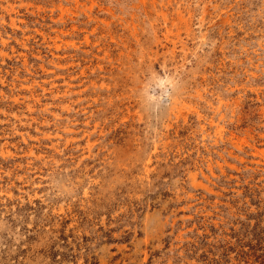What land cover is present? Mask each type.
<instances>
[{
  "label": "rangeland",
  "instance_id": "rangeland-1",
  "mask_svg": "<svg viewBox=\"0 0 264 264\" xmlns=\"http://www.w3.org/2000/svg\"><path fill=\"white\" fill-rule=\"evenodd\" d=\"M0 264H264V0H0Z\"/></svg>",
  "mask_w": 264,
  "mask_h": 264
}]
</instances>
